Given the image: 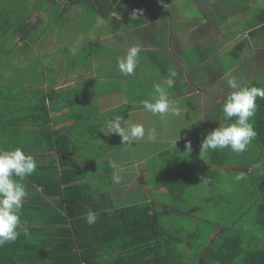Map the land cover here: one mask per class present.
<instances>
[{"label": "crops", "instance_id": "1", "mask_svg": "<svg viewBox=\"0 0 264 264\" xmlns=\"http://www.w3.org/2000/svg\"><path fill=\"white\" fill-rule=\"evenodd\" d=\"M114 11L120 13L119 21L112 17ZM0 20V41L11 36L0 45L7 54L9 42L21 47L31 43L33 33H42L22 55L34 49L36 60L51 67L47 73L40 67L28 66L27 74L21 69L32 80H50L47 76L52 75L41 85L45 108L33 88H26L29 80L17 83L16 69L6 78L0 67V150L20 147L37 162L36 171L23 181L28 195L21 222L31 240L39 239L34 230L42 227L58 232L54 238L70 237L89 211L151 206L155 213H175L170 195L179 200L188 185L201 186L195 174L210 171L200 144L207 132L224 124L216 122L215 115L236 90L229 81L238 87H261L257 80L264 72V0H52L51 11L0 12ZM56 34H64L63 39ZM134 46L141 51L132 78L115 65ZM89 48L95 50L89 53ZM170 70L177 75L169 88L165 81ZM122 81L133 83L132 95ZM157 84L166 88L176 108L166 113L165 121L155 120L160 114L142 105L154 102ZM45 111L47 116L41 117ZM137 114L144 121H134ZM117 115L124 120L122 127L142 124L145 136L121 144L118 135H105L107 122ZM152 129L155 140L148 138ZM186 140L192 144L190 153ZM136 144L143 155L133 151ZM50 167H57L67 180L70 202H64L66 194L52 202L42 186L33 185L42 177L41 169ZM114 175L121 177L119 183Z\"/></svg>", "mask_w": 264, "mask_h": 264}, {"label": "rangeland", "instance_id": "2", "mask_svg": "<svg viewBox=\"0 0 264 264\" xmlns=\"http://www.w3.org/2000/svg\"><path fill=\"white\" fill-rule=\"evenodd\" d=\"M32 1V2H31ZM36 4L35 6H33ZM28 6L35 7L30 9ZM34 12V11H51L52 0H0V12ZM129 11V10H128ZM78 12H81L79 10ZM84 12V11H83ZM88 12H92L91 10ZM47 15H44V18ZM101 34V33H100ZM41 34L33 33L32 41L29 44L23 42L20 46L12 45L9 42V51L6 52V48L1 47L5 41H9L11 36H7L0 41V60L2 64L0 67L4 68L8 78L10 76L9 71L15 70V81L17 83H23L26 80L27 87L33 88V93H37L38 99H42L44 94L41 91V85L45 87L44 83H48L52 80V75L48 74L47 78L50 80H37L32 76L25 77L21 73V69L27 74V67L32 68L40 67L44 72H49L50 66L45 64L42 60H36L38 57L31 49L24 53V49L27 45L34 46V43L39 41ZM59 40L64 37V34H56ZM88 37L87 34H83ZM90 41L94 39L92 35L89 36ZM47 36L44 37L46 40ZM52 40V35H50ZM80 42V41H79ZM76 41L72 44L75 45ZM42 44V40L40 41ZM38 46V44H37ZM36 46V48H37ZM71 48V47H70ZM69 50V49H68ZM95 48H89V53L93 52ZM62 50L59 49L58 52ZM74 52L79 50H73ZM65 57L67 54L62 53ZM36 60V61H35ZM185 61H187L185 59ZM66 62V59H65ZM10 65V66H7ZM10 67V69L8 68ZM115 68H119L115 65ZM100 70V68L98 69ZM134 73L130 76H133ZM44 75H41L43 77ZM257 82L264 88V72L260 74ZM120 85L124 88H128L126 93L132 95L131 89L133 83L122 81ZM173 91L175 88H173ZM137 98H140V93L136 94ZM223 108H219V113H216L215 120L229 124L232 120H226L222 113ZM136 122L144 121L143 118L137 114L135 116ZM155 120L165 121L167 115H155ZM40 121V120H39ZM255 128L256 115L251 118L250 121ZM129 125V123H128ZM133 151L137 156L144 154V149L140 151V145H132ZM204 154V159L207 162L210 161L207 166L210 168L208 176L203 177L201 186H187L182 190L179 196V200L174 201L170 195L169 202L175 208L176 212L169 214L168 211L157 210V214L160 218V222L163 228L169 231L172 235L178 236L184 243L178 245L177 250L181 258L176 259V264H196L199 262V257L206 247L212 242L221 230H227L225 233L231 235L237 233L242 239L243 253L237 260L236 264H240V260L244 257V253L252 249H264V227L259 226L258 220L261 217L259 206L262 203V197L256 193V184L262 178L264 173V148H260L255 138L248 145L247 150L243 153H235L230 148L222 150H216ZM195 157V156H194ZM214 162V163H213ZM243 176L240 181H236V176ZM200 179V178H198ZM174 211V210H173ZM173 228V229H172ZM235 232H233V230Z\"/></svg>", "mask_w": 264, "mask_h": 264}, {"label": "trees", "instance_id": "3", "mask_svg": "<svg viewBox=\"0 0 264 264\" xmlns=\"http://www.w3.org/2000/svg\"><path fill=\"white\" fill-rule=\"evenodd\" d=\"M253 86L260 87L257 84L250 87ZM44 103L43 99L39 100L40 107L45 108ZM256 103L255 142L260 148H264V99L257 98ZM44 116H47L46 111L41 115ZM50 147L52 149V144ZM59 162L60 165L63 163L61 160ZM48 171L52 172L49 176L45 175ZM205 174L206 171L195 174V178H200L199 184L204 183L202 179ZM40 176V180L32 181L33 185L42 186L48 195H52V202L58 201L65 194L64 202H70L65 188L67 180L59 176L57 167L42 168ZM255 189L262 197L258 223L264 227V173ZM96 214L97 220L92 225H88L86 216H83L77 222L81 229H77L74 234L70 233L67 238L58 235L54 238L53 234L59 233L48 227L34 230L38 232L39 239L31 240L26 238L27 235H20L14 243L0 247V264H176V259L181 258L177 247L184 243L183 240L163 228L159 216L151 206H131ZM41 215L45 216V213L41 211ZM54 222L55 219H52V224ZM77 225L73 228H78ZM226 231L221 230L212 239L196 264L237 263L243 253L242 239L239 234L229 235ZM240 262L264 264V249L246 251Z\"/></svg>", "mask_w": 264, "mask_h": 264}, {"label": "clouds", "instance_id": "4", "mask_svg": "<svg viewBox=\"0 0 264 264\" xmlns=\"http://www.w3.org/2000/svg\"><path fill=\"white\" fill-rule=\"evenodd\" d=\"M142 11V10H135ZM135 15V12L133 13ZM112 17L117 21L121 19L120 13L114 11ZM139 46L131 47L126 56L118 61V67L125 76L132 75L138 66ZM177 73L170 70L169 78L165 81L167 87H172ZM233 91L225 100L223 114L226 120H232L226 125H219L214 130L207 132L200 144V154L210 150H222L230 148L235 153H243L248 145L256 137L253 124L250 122L255 115L258 105L257 98L264 99V88L261 87H238L235 80L229 81ZM153 101H142L143 108L151 113L164 115L168 112H176V108L170 103L165 87L155 85ZM124 120L117 115L107 122L108 132L105 135H118L121 144L132 143L145 136V128L142 124H134L129 127H122ZM148 138L156 139V131L152 129ZM175 143V141H174ZM176 145V144H175ZM186 152L192 151L190 140L185 142ZM115 167V165H113ZM37 169V162L31 155L17 147L13 150H0V247L7 243H14L23 232L28 234V228L21 222L23 202L28 195L25 184V177L31 176ZM244 177L236 176L235 180L240 181ZM119 175L113 176L115 183L120 182ZM88 225L97 220V214L89 211L85 217Z\"/></svg>", "mask_w": 264, "mask_h": 264}]
</instances>
